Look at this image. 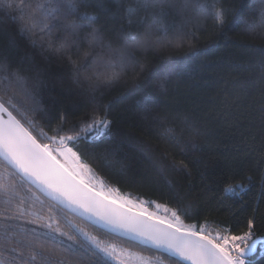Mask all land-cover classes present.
Here are the masks:
<instances>
[{"label":"snow or ice","instance_id":"obj_1","mask_svg":"<svg viewBox=\"0 0 264 264\" xmlns=\"http://www.w3.org/2000/svg\"><path fill=\"white\" fill-rule=\"evenodd\" d=\"M221 2L19 0L17 3V0H0V35L6 36L8 41V48L0 50V168L8 171L7 177L0 172V256L7 254L9 264H151V260L139 253L120 248L108 239H100L75 226L68 232L53 228L51 222L41 225L50 230L48 233L25 229L20 223L25 217L35 216L37 220L42 217L25 207L26 200L19 193V187L24 184L36 186L104 229L107 237L124 235L158 252H167L169 256L158 258L157 264H165V260L168 264H179V261L254 264L249 258L258 248L260 256L264 257V233H258L255 222L260 211L258 205L264 204V198L258 199L257 206L251 208L252 216L247 219L244 231L233 234L229 230L222 235L219 230L215 233L209 230L207 225L186 224L181 215L167 205L157 203L155 207L170 211V216L150 211L145 201L137 202L120 195L118 190L106 187L96 178L93 167L70 143L88 140L94 135L107 136L122 145L132 138L117 139L119 134L112 131L113 121L108 118L107 106L102 107L103 114H94L90 120L71 128V134H61L67 123L63 116L59 117L60 127L52 130L54 134H45L36 115L41 119L57 118L52 109L42 110L40 96L47 84L34 61L26 68V57L16 60L12 56V52L19 49L20 41H27L33 48L39 43L42 53L55 55L60 60L67 58L75 64L71 50L87 44L90 48H99L100 52L91 66L76 68V83L95 89L101 84L110 86L129 73L140 79L147 66L137 57V51L191 45L196 38V31L188 26L193 14L197 19L211 18L222 25L225 15L231 12L236 29L245 33L259 29L264 34V0H239L235 10L222 9ZM257 9L259 24L251 20ZM7 21H11L14 31L5 29ZM110 22L119 25L117 35L123 43L118 47L112 46L107 35L106 24ZM168 32L172 33L171 37ZM98 67H103L104 72L96 71ZM190 70V64L177 61L165 65L157 75L164 80L186 75ZM150 86V79L144 78L143 95L137 103L144 106L145 112L155 113L153 118L161 124L179 123L181 130L188 133L187 142L194 149L199 148L196 141L204 139V131L194 122L181 120L176 113L162 112L159 101L147 91ZM37 131L38 134H34ZM168 131H174L173 127ZM110 156L111 152L102 158L106 167L113 166ZM252 179L247 175L238 178L235 183L227 184L223 192L243 200L241 194L248 190ZM258 182L264 192V172ZM29 232L33 235L29 236Z\"/></svg>","mask_w":264,"mask_h":264},{"label":"trees","instance_id":"obj_2","mask_svg":"<svg viewBox=\"0 0 264 264\" xmlns=\"http://www.w3.org/2000/svg\"><path fill=\"white\" fill-rule=\"evenodd\" d=\"M238 6L239 0H222L220 5L231 10ZM100 20L103 24L105 17L102 15ZM251 20L256 24L261 22L258 9ZM188 26L196 31L191 45L137 51V57L147 66L142 78L136 79L129 73L110 86L101 84L95 89L76 83L75 72L82 65L91 66L99 48H90L87 44L79 49L74 47L71 56L76 63L73 64L67 58L60 60L55 55L42 53L39 43L33 48L27 41H20L19 49L12 56L16 60L26 57V68L34 61L47 84L40 96L42 110L52 109L57 118L48 120L36 115L45 134L51 136L52 130L60 127V116L67 121L61 134H71V128L90 120L94 114H103L102 107L107 106L108 118L113 121L112 131L119 134L117 139L132 138L122 145L107 136L94 135L88 140L70 143L106 187L147 202L149 210L157 203L167 205L186 224L207 225L209 230L214 233L219 230L222 235L229 230L239 234L252 216L251 208L257 206L258 199L264 198L258 182L264 172V52L261 51L264 34L259 29L255 33L236 29L231 12L225 15L222 25L211 18L197 19L193 14ZM4 27L14 31L11 21ZM118 27L115 23L106 24L113 47L123 43L117 35ZM167 35L171 37L172 33ZM7 48V37L0 35V50ZM177 61L190 64V72L161 80L157 75L160 69ZM104 70L103 67L96 69ZM144 78L150 79L147 91L159 101L162 112L176 113L181 120L194 122L204 131V139L196 141L199 148L194 149L187 142L188 133L181 130L179 123L161 124L153 118L155 113L145 112L144 106L137 103L143 95ZM169 127L174 131H168ZM109 152L112 167H106L102 159ZM0 172L7 177V170L0 168ZM246 175L253 179L248 190L241 194L243 200L223 192L227 184ZM19 193L26 200L25 207L42 217L40 220L35 216L25 217L20 222L25 229L48 233L50 230L41 225L51 222L53 228L68 232L75 226L153 262L169 256L127 239L105 236L102 229L68 213L33 186L24 184L19 187ZM258 206L256 227L258 233H264V204ZM28 220L33 223H27ZM9 260L7 254L0 256L4 264H9ZM250 260L264 264L260 250ZM179 264L184 263L179 261Z\"/></svg>","mask_w":264,"mask_h":264},{"label":"water","instance_id":"obj_3","mask_svg":"<svg viewBox=\"0 0 264 264\" xmlns=\"http://www.w3.org/2000/svg\"><path fill=\"white\" fill-rule=\"evenodd\" d=\"M33 187H34L36 190H38L42 195H44V196L47 197L49 200H51L53 203H55L56 205L60 206V207L63 208L64 210H66L68 213L77 216L78 218H80V219H82V220L88 222L89 224H91V225H93V226H95V227H98V226L94 225L92 222H90L89 220L84 219V218H83L82 216H80L77 212H75V211L71 210L70 208L66 207L64 204H61V203H59L58 201L52 199V198H51L46 192L40 190L39 188H37V187L34 186V185H33ZM98 228H99V227H98ZM100 229H102V228H100ZM102 230L105 231L104 229H102ZM116 237L123 238V239H127V240H130V241H133V242L137 243L136 241L131 240L130 238H128L127 236H124V235H120V236H116ZM138 244L150 248V246H148V245H145V244H142V243H138ZM151 249H152V248H151ZM153 250H155V249H153ZM156 251H157V250H156ZM258 251H259V248H258L257 252H256L255 254H253L250 258H252L253 256H255V255L258 253ZM160 252L169 255L167 252H163V251H160ZM173 258H175V259H179V258H176V257H173ZM250 258H249V259H250ZM181 262H183L184 264H188L187 261H181Z\"/></svg>","mask_w":264,"mask_h":264},{"label":"rangeland","instance_id":"obj_4","mask_svg":"<svg viewBox=\"0 0 264 264\" xmlns=\"http://www.w3.org/2000/svg\"><path fill=\"white\" fill-rule=\"evenodd\" d=\"M97 178V177H96ZM98 179V178H97ZM99 180V179H98ZM122 196H126V197H128V198H130V199H133V200H135V201H137V202H140V201H138L137 199H135V198H133V197H130L129 195H122ZM160 205H162V204H160ZM163 206V205H162ZM169 208V207H168ZM169 209H171V208H169ZM150 211H159V214H161V215H167V216H170L171 215V212L169 211V212H165L164 211V208L163 207H161L159 210H157L156 209V207L153 209V210H150ZM151 264H157V261H151ZM165 264H167V263H165Z\"/></svg>","mask_w":264,"mask_h":264}]
</instances>
